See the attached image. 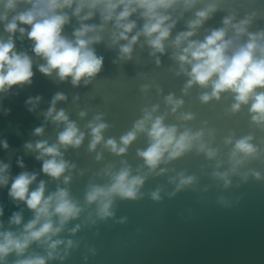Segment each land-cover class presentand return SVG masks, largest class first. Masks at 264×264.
Here are the masks:
<instances>
[{"label": "water", "instance_id": "1", "mask_svg": "<svg viewBox=\"0 0 264 264\" xmlns=\"http://www.w3.org/2000/svg\"><path fill=\"white\" fill-rule=\"evenodd\" d=\"M212 3H216V11L190 39L203 41L212 30L223 27L222 21L228 16L235 17L233 23L251 17L248 32L264 31V0H198L187 9L179 3L164 11L171 17L169 23H176L164 41L163 54L152 55L147 38L140 36L133 45L131 58L122 59L120 48L127 41L113 43V33L117 31L115 22L102 21L97 11L84 23L97 26V32L89 35L101 37L91 47L98 57H103V67L87 85L82 81L79 86H73L71 78L61 81L55 71L50 76L42 74L38 69L45 61L32 51L33 42L27 36L19 38V32L15 34L14 50L29 55L34 75L30 84L13 86L0 93V163L9 166L10 177L8 185L0 187V207L4 210L0 232L19 235L24 225L34 218V212L23 202L13 201L9 196L12 180L22 172L36 174L30 191L41 181L45 182L46 196L57 189H66L81 212L52 237L63 241L53 259L47 258L48 246L41 241L33 242L20 256L9 254L3 264H17L18 260L36 256L44 257L46 264H264V124L253 122L250 104L233 112L235 100L231 93H222L219 100L202 102L200 97L210 94L211 87L186 88L189 76L181 72L174 58L180 51L173 44L177 35L188 31L196 12ZM29 7L20 3L16 11ZM4 11L0 5V13ZM65 11L70 22L62 35L74 39L73 32L81 22L72 16V10ZM14 14L8 13L9 20ZM130 20L137 25L129 34L131 37L142 29L145 21L139 10ZM233 36L230 29L228 37ZM8 37L4 23L0 22V39L7 41ZM247 39L244 35L238 43ZM185 67L190 71V66ZM58 93L66 99L56 102V111L65 112L69 121L84 133V140L78 148H60L62 158L73 167L57 180L41 171L43 161L37 159L39 152L25 145L35 146L38 141H47L49 146L57 143L65 124L54 123L46 113ZM169 95L183 101L175 112L167 103ZM37 97L40 99L35 102ZM30 99L34 103H28ZM154 107L153 116H163L165 125L176 126L178 134L186 129L203 132L202 142L216 150L217 155L210 159L194 146L183 156L161 163L152 171L138 156V151L149 146L146 133H138L122 155L104 146L108 139H115L119 145L120 138L143 118L144 110L151 111ZM82 112L84 116L80 115ZM185 115H191L192 119H183ZM97 116L108 127L102 133V142L92 151L88 125ZM40 127L44 131L36 135L35 130ZM249 136L257 152L247 158L239 154L243 163L233 172L230 154L238 140ZM228 140L231 143H226ZM20 160L23 168L18 164ZM125 167L130 169L131 176L143 177L144 183L136 199L114 196L112 215L102 219L98 204H89L86 193L92 185H110L109 173H118ZM224 173H227L226 180L221 178ZM64 177L70 178L68 183ZM189 177L193 178L192 182L181 185V178ZM154 193H158V199L153 197ZM14 213L22 215L20 225L10 223ZM53 222L59 226L58 217H53Z\"/></svg>", "mask_w": 264, "mask_h": 264}, {"label": "clouds", "instance_id": "2", "mask_svg": "<svg viewBox=\"0 0 264 264\" xmlns=\"http://www.w3.org/2000/svg\"><path fill=\"white\" fill-rule=\"evenodd\" d=\"M198 0H0L5 11L0 13V22L9 37L7 41L0 39V93L9 91L13 86L30 84L33 78V62L27 53H17L13 37L19 32L20 37L32 41V51L41 57L45 63L39 67L44 75H52L55 71L61 81L71 78L73 86H79L83 81L89 84L103 67V57H98L91 47L99 43V35H89L97 32L96 25L84 23L90 20L95 12H99L102 21L115 22L116 32L113 33V43L120 40L127 41L120 48L121 58H131L133 45L140 36L147 38V43L153 49L152 55L157 52L163 54L165 44L175 21H171L165 10L173 8L176 4L183 3L185 8H191ZM26 3L30 7L22 12L16 11L18 4ZM216 3L209 4L203 10L196 12V18L189 22L188 31L181 32L173 41L174 46L180 50L174 58L180 64L181 72L189 76L186 88L199 85L203 88L211 87V93L203 94L200 99L207 103L211 99H220L222 93L234 95L235 103L232 111L237 112L242 105H249L253 122L264 124V31L249 33L248 26L251 17L233 23L234 16L225 17L222 21L223 27L212 30L203 41L190 39L196 34V29L208 20L216 11ZM72 10V16L81 22L80 27L73 32L74 39L62 35L65 25L69 24L70 16L65 11ZM85 9L87 11L85 12ZM119 10V11H118ZM140 11L144 19L143 27L135 35L129 36L136 28L135 21L130 17ZM14 12L11 19L8 13ZM84 13V14H82ZM29 26V27H22ZM234 36L229 38V30ZM102 30V28H101ZM247 35L244 43H238L240 38ZM181 47L182 45H185ZM159 64V60H157ZM190 66V71L185 66ZM39 97L35 102L39 101ZM63 94H56L52 100V106L47 111L54 123L63 122L65 128L58 134L57 143L48 145L47 141H38L35 146L31 143L25 147L29 150L39 152L38 160H42L41 171L53 179H59L72 165L63 158L60 148L67 149L69 146L78 148L84 140V133L80 132L74 122H70L63 110L56 111L57 101L65 100ZM28 103H34L31 99ZM167 103L175 112L182 104V100H176L172 95L167 97ZM156 111L144 110V116L138 120L129 131L120 138L118 145L115 139H108L105 147L112 153L122 155L126 153L128 146L137 139L138 133H146L149 138V146L146 150L138 151L146 166L154 171L161 163H167L173 159L183 156L194 146L200 152H205L211 159L217 155L216 150L208 148L203 142V132L193 133L186 129L178 134L176 126H166L163 116H153ZM55 113V115H54ZM84 116L85 113H81ZM183 119H192L191 115L183 116ZM100 116L95 118L88 127L91 129L92 140L89 149L94 151L103 140L102 133L108 127L107 124L99 122ZM42 127L35 130L36 135H41ZM252 138L245 137L235 143L231 152L232 171L236 166L243 163L238 158L243 154L245 158L254 156L257 149L250 143ZM226 143H231L230 140ZM3 147H8L7 142ZM45 157H48L45 159ZM100 157L98 156L97 159ZM21 168L23 161H18ZM9 166L0 163V187L9 183ZM111 183L106 186L92 185L86 193V201L98 204V215L105 218L112 215L110 208L114 196L126 199H136L139 187L143 185L144 178L131 176L129 168H122L118 173H109ZM221 175V174H217ZM227 173L221 175L226 180ZM36 174L22 172L16 176L11 183L9 196L13 201L23 202L29 210L34 212V218L24 225L23 231L16 235L11 231L0 232V264L5 258L16 253L20 256L25 253L33 242H43L48 246V259H53L61 240H53L70 220L76 218L81 208L69 197L66 189H57L55 193L45 195V182L41 181L38 186L30 191V186L36 181ZM69 177H64L68 183ZM191 177L181 178V185L192 182ZM227 182V181H226ZM158 199V193L153 194ZM3 207H0V217L3 216ZM53 217H58L59 226H54ZM22 215L14 213L10 223L20 225ZM71 246V241L68 242ZM17 264H46L44 257L36 256L18 260Z\"/></svg>", "mask_w": 264, "mask_h": 264}]
</instances>
